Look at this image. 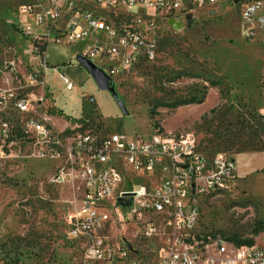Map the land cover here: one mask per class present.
<instances>
[{"label": "rangeland", "instance_id": "374dc122", "mask_svg": "<svg viewBox=\"0 0 264 264\" xmlns=\"http://www.w3.org/2000/svg\"><path fill=\"white\" fill-rule=\"evenodd\" d=\"M95 1L62 3L100 13ZM30 3L0 0V94L14 95L0 104V125L7 122L16 132L10 141L0 138V264H81L84 250L82 242L67 236L79 183L53 181L62 162L38 158L19 129L17 97L69 139L120 128L128 136H189L201 155L236 158L225 190L200 202L201 226L239 244H264V40L246 38L240 5L224 0L192 6L176 22L151 18L145 10L125 14V23L149 31L156 59H135L114 77L120 107L94 82L84 87L75 82L70 91L59 71L46 69L35 43L50 45L57 29L51 26L41 40L26 37V26L33 34L46 31L33 16L22 15ZM85 47L79 43L74 50Z\"/></svg>", "mask_w": 264, "mask_h": 264}, {"label": "built area", "instance_id": "2783aa9c", "mask_svg": "<svg viewBox=\"0 0 264 264\" xmlns=\"http://www.w3.org/2000/svg\"><path fill=\"white\" fill-rule=\"evenodd\" d=\"M223 1L96 0L100 13H91L76 11L73 3L64 5L62 0H43L46 5L33 0L23 5L21 13L36 18L46 31L33 34L26 26L23 33L41 40L49 36L51 26L56 27L53 44H84L80 56L113 81L133 60L156 59L149 31L135 22L125 23V14L145 10L151 18L176 22L192 6ZM228 2L240 5L246 38L264 40V0ZM54 69L67 90H73L74 83L63 69ZM13 97L1 93L0 104ZM14 103L21 115L19 129L33 142L38 158L62 162L53 181L79 183L74 211L67 218V236L84 244L81 264H264V244L241 245L201 226L200 202L225 190L236 171L233 157L201 155L189 136H128L120 128L105 136L88 133L69 139L49 117L32 114L28 100L17 97ZM15 133V127L1 123L3 142ZM122 201L129 204L124 206Z\"/></svg>", "mask_w": 264, "mask_h": 264}, {"label": "crops", "instance_id": "0c3cea01", "mask_svg": "<svg viewBox=\"0 0 264 264\" xmlns=\"http://www.w3.org/2000/svg\"><path fill=\"white\" fill-rule=\"evenodd\" d=\"M65 22L66 21H62ZM44 34V33H43ZM75 47V46H74ZM74 47H65L50 43L44 53V60L48 68L60 67L64 70L68 78L79 87H84L86 83L94 82L86 70L81 67L72 66L73 62L81 52L74 50ZM50 58L49 62L46 60ZM96 85V84H95ZM75 89V85H74ZM73 89V90H74ZM236 160V158H234Z\"/></svg>", "mask_w": 264, "mask_h": 264}, {"label": "water", "instance_id": "95a60500", "mask_svg": "<svg viewBox=\"0 0 264 264\" xmlns=\"http://www.w3.org/2000/svg\"><path fill=\"white\" fill-rule=\"evenodd\" d=\"M235 2H237V0H235ZM75 61L79 67L83 68L88 72V74L91 76L92 80L100 91L107 92L108 94H110V96L115 100V102H117L120 107L122 106L119 102L117 92L114 86L112 85V81L110 80L109 76L105 72H103V70H101L91 61L80 55L76 57ZM122 204L124 206H127L129 202L122 201Z\"/></svg>", "mask_w": 264, "mask_h": 264}, {"label": "trees", "instance_id": "16d2710c", "mask_svg": "<svg viewBox=\"0 0 264 264\" xmlns=\"http://www.w3.org/2000/svg\"><path fill=\"white\" fill-rule=\"evenodd\" d=\"M35 47L39 49V53L37 54V57H42L44 55L46 49H47V44H43V46H40L37 42L35 43ZM242 245V244H241ZM244 245H252V242H246Z\"/></svg>", "mask_w": 264, "mask_h": 264}]
</instances>
